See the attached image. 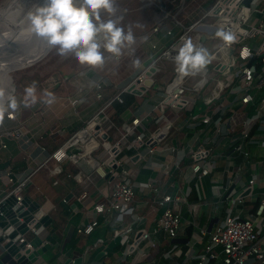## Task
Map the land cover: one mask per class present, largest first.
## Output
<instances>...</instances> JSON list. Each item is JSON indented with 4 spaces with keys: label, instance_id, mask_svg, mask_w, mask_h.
Returning a JSON list of instances; mask_svg holds the SVG:
<instances>
[{
    "label": "built area",
    "instance_id": "obj_1",
    "mask_svg": "<svg viewBox=\"0 0 264 264\" xmlns=\"http://www.w3.org/2000/svg\"><path fill=\"white\" fill-rule=\"evenodd\" d=\"M245 1L216 0L206 14L214 18V23L205 30L208 39L213 41L209 53L211 62L195 76L178 78L174 56L185 40L190 39L195 46L200 47V36L206 35L198 32L203 24L195 21L182 26L174 21V26L178 28L174 35L163 21L155 23L148 34L166 36L172 40L95 116L88 119L34 169L21 174H15L11 167L1 170L0 176L5 183L0 192V202L13 196L14 207L20 206L24 197L37 203L40 191L37 188L26 191L35 172L50 160L56 164L85 160L92 170L107 181L108 192L104 203L92 205L95 217L77 226L76 233L89 236L99 224V216L103 220L111 216L112 235L118 238L120 244V264H144L150 251L159 245L160 238L175 240L181 236L182 216L177 210L178 206L184 203L192 208L193 203L188 201L190 189L181 190L175 178L182 163L186 161L183 164L189 170L187 181L195 183L194 188L197 190L198 180L208 177L216 169V159L225 158L228 160L223 170L225 176L212 180L213 196L224 204V216L209 232L196 224L194 219L190 220L189 225L200 236L206 237L207 241L204 251L191 259L195 264H209L210 261L213 264H264V217L252 213L241 215L243 193H251L257 181V176L251 173L245 185H240L242 167L249 164L252 166L250 154L245 147L253 126L256 123L264 126V0H247L248 5H245ZM221 28L231 30L237 36V40L228 47L223 46V42L216 37V32ZM165 65H170L172 74L163 87L158 103L150 111L133 116L121 127L119 135L111 138L109 132L112 123L105 114L106 108L113 101L121 103V93L139 89L145 80L150 79L152 83L153 80L157 81L156 76ZM208 72L211 74L209 77ZM212 75L215 77L211 81ZM102 86H96L97 99L100 98ZM145 91L143 89L141 93ZM255 91H258L261 98L256 100ZM196 99H200L203 106L198 111L190 112L191 101ZM250 108L254 110L252 115H248ZM164 110L183 111L186 115L179 123L171 124L163 116ZM239 113L245 114V118L238 124L237 130L230 134V125H237L235 117ZM100 114H105L103 119H100ZM5 117L13 120L14 113L11 118L8 115ZM172 129L176 135L183 136V144L176 141L167 143ZM19 134V130L5 131L0 137H18ZM189 136L192 139L195 137L193 147L186 144V137ZM221 140L230 141L225 147L231 155L224 156L216 152ZM1 147L5 148L6 145L1 143ZM125 150L130 152V155L124 156L127 160H135L150 167L152 176L144 181L133 180L125 161L119 157ZM163 151L168 154V164L163 162L159 165L154 162V155ZM101 153L104 155L103 160L94 157ZM171 177L174 179L168 184L172 192H166L163 190L164 181ZM236 182L239 187L242 186L240 192H237ZM138 194L142 197L137 198ZM85 198L83 192L76 200L82 201ZM62 201L66 203V200ZM140 206H148V210L155 215L151 228L141 227L143 216L138 212ZM44 216L46 214L40 206L32 213L28 231L34 235L33 238L44 229L41 223ZM18 242H25L24 248L32 249L30 240L19 236Z\"/></svg>",
    "mask_w": 264,
    "mask_h": 264
},
{
    "label": "crops",
    "instance_id": "obj_2",
    "mask_svg": "<svg viewBox=\"0 0 264 264\" xmlns=\"http://www.w3.org/2000/svg\"><path fill=\"white\" fill-rule=\"evenodd\" d=\"M209 1L195 0L193 4H186L185 6L182 4L176 14L169 16L166 21L173 34L176 35L178 32V28L174 26V21L182 26L200 21L203 26L198 32L206 34L200 36V44L204 48L209 45L208 32H205L206 27L209 25L204 22L211 17L206 14L214 5L206 11ZM213 1L216 2V0ZM182 8L183 10H180ZM148 32L133 34L134 43L126 45L118 56L104 52L105 59L102 66L81 65L73 54L61 57V65L55 67L56 74H50L45 79L46 82L41 83V89L45 92V96L42 94L36 95L37 102L30 104L27 108L23 106L24 100H22L20 107L14 112V119L10 120L5 117L3 124H0V135L5 131L13 130H19L20 133L18 137H0V171L5 167H11L15 174H21L29 172L32 168L34 169L40 162L45 160L49 153L79 130L88 119L95 116L102 106L119 90L124 88L133 76L145 69L154 56L163 49L164 45L172 40L170 37H161V35L151 36ZM202 37L204 41H201ZM153 45L156 46L155 49L152 48ZM211 47L212 44H210L209 50ZM137 60L140 62L138 66L134 63ZM167 67H169V72L164 71L163 74L162 72L158 74L156 76L158 77L157 81L153 80L151 86L145 87L146 91L140 96L132 94L135 101V107L132 110L127 109L115 116L114 109L106 108L105 114L112 123V129L109 132L111 138H116L124 123H127L133 116L150 111L158 103L160 96L163 94V88L160 89L158 83L165 84L171 78L170 65ZM207 71H209L208 68ZM210 72L207 73L208 77L211 76ZM214 77L212 75L211 81ZM50 78L52 81L48 83ZM54 78L58 80L54 82ZM98 84H103V86L100 90V98L97 99L98 90L96 86ZM255 92L256 100L261 98L258 91ZM191 102L190 112L198 111V108L203 106L200 99ZM251 109L248 110V115L254 113V110ZM104 115L100 114V119H103ZM185 115L183 111H163V116L171 124L179 123L185 118ZM244 118L245 114L239 113L236 115L237 125L231 123L230 134L235 129L237 130L238 124ZM182 137L176 135L172 129L167 143L176 141L183 144L182 140L184 139ZM186 139V144L193 147L196 141L195 137L192 139V136H189ZM229 142L228 140H221L216 152H220L224 156L231 155L225 147ZM1 143H4L6 147L2 148ZM245 150L250 154L252 166L249 164L242 167L240 185H245L251 173L257 176V181L251 189V193H243L244 205L259 198V209L255 215L264 217L263 125L256 123L253 126ZM122 153L125 156L130 155L127 150ZM167 155L166 151L156 153L154 162L159 165H162L163 162L168 164ZM94 157L99 160L104 159L103 153L95 154ZM122 159L129 168L133 180L144 181L152 176L150 167L147 168L141 162H135V160H127L126 157ZM225 162H228L225 158L216 159V169L208 177H202L198 180L196 183L198 185L197 190L196 187L194 188L195 183L187 181L189 170L182 163L183 166L178 174H175V178L181 190L190 189L191 193L188 201L193 203L192 208L184 203L178 206L177 210L182 216L183 229L181 236L179 235L175 240L160 238L159 245L150 251L144 264H195L191 258L204 251L207 241L206 237L200 236L198 231L189 225V222L194 219L196 224L205 227L209 232L222 220L225 207L213 196L214 185L212 180L225 176L223 171L227 165ZM77 175L78 177H76ZM173 179L171 177L164 181L163 190L172 192L168 183ZM4 183V178L0 176V192L4 189ZM235 184L237 185V192H240L242 186L239 187L238 182ZM107 186V181L92 170L85 160H79L76 163L64 161L61 164H56L50 160L31 176L26 191L33 188L40 191V197L36 198V201L50 220V223L44 227L38 237L42 240L41 244H50L51 247L47 254L53 255H51L48 263L38 257L34 264H61L65 260L75 261L78 259L81 260V264H120V244L118 238L112 235L113 229L110 222L113 219L111 216L106 217L109 220H103L102 216H99V224L89 236L78 235L75 231L77 226L95 217L91 207L96 203L105 202L108 192ZM83 192L86 194V198L77 201L76 197ZM141 197V194H138L137 198ZM63 199L66 200V203H63ZM194 204L196 205L194 206ZM244 205L241 211L242 216L250 213L246 211ZM138 212L143 216L140 222L141 227L151 228L154 224L155 215L148 210V206H140ZM187 230L191 233L188 237L186 235ZM10 231L11 229H8L7 232ZM33 236L29 231L20 235L26 240H32Z\"/></svg>",
    "mask_w": 264,
    "mask_h": 264
},
{
    "label": "clouds",
    "instance_id": "obj_3",
    "mask_svg": "<svg viewBox=\"0 0 264 264\" xmlns=\"http://www.w3.org/2000/svg\"><path fill=\"white\" fill-rule=\"evenodd\" d=\"M116 12V0H45L35 11L27 13V20L31 33L55 48L57 55L73 54L81 65L97 67L104 63V52L118 56L126 45L134 43L131 29L125 32L118 26L122 17L111 18ZM105 13L109 16L106 21L102 18ZM216 37L225 47L237 40L234 32L223 28L216 32ZM210 62L208 50L195 46L190 39L181 44L174 56L175 71L180 79L195 76ZM134 63L138 66L140 62ZM35 92L36 82L25 88V108L37 102ZM19 107L16 96L0 87V124L6 115L11 118Z\"/></svg>",
    "mask_w": 264,
    "mask_h": 264
},
{
    "label": "rangeland",
    "instance_id": "obj_4",
    "mask_svg": "<svg viewBox=\"0 0 264 264\" xmlns=\"http://www.w3.org/2000/svg\"><path fill=\"white\" fill-rule=\"evenodd\" d=\"M156 1L157 0H116V16L111 18L116 19L117 17H122V19L119 20L118 26L124 28L125 32H127L129 29H132L133 26H136L140 20H146L147 18L151 17L150 19L154 22L159 18V14L154 11ZM179 1V8L182 4L185 6L186 4L189 5L195 2V0ZM2 2L3 0H0V6L2 5ZM184 2L186 3L184 4ZM183 8L180 10H183ZM102 18L106 21L107 19H109V16L107 15V13H105L103 14ZM204 22L207 25H212L214 23V18H207ZM212 42V39H210L209 43L212 44ZM210 44L205 46V48L209 52ZM19 45L25 44L22 43ZM58 65H61V56L57 55L56 49L52 47H49L46 51L40 54L10 62L6 66H3L9 78V81L7 82L8 84L5 86V89L10 94L15 95L18 102H21L22 100H25V88H27L33 82H36L35 95L42 94L45 96V92L41 89V83L46 82L45 79H47L50 74H56L55 67H57ZM164 71L166 73L169 72V67H164L162 69V74L164 73ZM57 80L58 79L54 78V82H56ZM51 81L52 80L50 78L48 83H50ZM164 85V83H158L160 89L163 88ZM124 156V153H122L120 155V158H123Z\"/></svg>",
    "mask_w": 264,
    "mask_h": 264
},
{
    "label": "water",
    "instance_id": "obj_5",
    "mask_svg": "<svg viewBox=\"0 0 264 264\" xmlns=\"http://www.w3.org/2000/svg\"><path fill=\"white\" fill-rule=\"evenodd\" d=\"M244 3L248 5L247 0ZM201 41H204L203 37ZM151 84L152 81L147 79L139 89H132L131 94L140 96L141 91ZM14 204L13 196L0 202V233L3 234L0 236V264H34L38 257L48 263L52 255L47 254L50 244L41 245L42 240L38 236L30 240L32 249H25V242H18L19 236L28 231V225L32 222V213L39 208V205L35 201L31 202L28 197L21 200L20 206L14 207ZM41 223L46 227L50 223L49 217L44 216ZM8 229L11 231L7 232ZM61 264H81V260H65Z\"/></svg>",
    "mask_w": 264,
    "mask_h": 264
},
{
    "label": "bare ground",
    "instance_id": "obj_6",
    "mask_svg": "<svg viewBox=\"0 0 264 264\" xmlns=\"http://www.w3.org/2000/svg\"><path fill=\"white\" fill-rule=\"evenodd\" d=\"M44 3L45 0H3L0 6V87L4 89L9 78L3 66L50 47L31 33L27 20V13ZM22 43L25 45H19Z\"/></svg>",
    "mask_w": 264,
    "mask_h": 264
},
{
    "label": "trees",
    "instance_id": "obj_7",
    "mask_svg": "<svg viewBox=\"0 0 264 264\" xmlns=\"http://www.w3.org/2000/svg\"><path fill=\"white\" fill-rule=\"evenodd\" d=\"M213 4L214 1L210 0L209 5L206 8V11H208ZM179 5H180L179 0H169V1L157 0L154 6V11L159 14V18L154 22L150 19L151 17L147 18L146 20H140L136 26L132 27L131 29L132 33L133 34L146 33L153 27L155 23L158 22V20H161L164 23H166V21L169 19V16L176 14ZM166 13H168V16H165ZM201 46L202 45H200V47ZM120 98L122 100L121 103H118L117 101H113L111 106L109 107L114 109L115 116L125 112L127 109L132 110L135 107L134 97L131 93L123 92L121 93ZM244 208L246 209L247 212L256 214L259 209V198H256L252 202L245 204ZM190 234H191L190 231L187 230L186 233L187 237L190 236ZM209 264H213L212 261H210Z\"/></svg>",
    "mask_w": 264,
    "mask_h": 264
}]
</instances>
